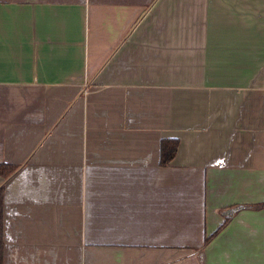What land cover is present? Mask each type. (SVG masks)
<instances>
[{"label":"crops","instance_id":"obj_1","mask_svg":"<svg viewBox=\"0 0 264 264\" xmlns=\"http://www.w3.org/2000/svg\"><path fill=\"white\" fill-rule=\"evenodd\" d=\"M0 162L4 264H264V0H0Z\"/></svg>","mask_w":264,"mask_h":264},{"label":"trees","instance_id":"obj_2","mask_svg":"<svg viewBox=\"0 0 264 264\" xmlns=\"http://www.w3.org/2000/svg\"><path fill=\"white\" fill-rule=\"evenodd\" d=\"M179 140L164 138L161 141L160 147V165L168 166L175 157L176 152L179 148ZM21 165L14 163H4L0 162V177L3 180H7L12 175H14ZM4 204H5V184L0 186V264H4ZM264 205V203H262ZM230 221V216H228L225 221L220 225L218 229H216L211 235L206 236L204 241V246H206L217 234L218 232L226 226V224Z\"/></svg>","mask_w":264,"mask_h":264}]
</instances>
